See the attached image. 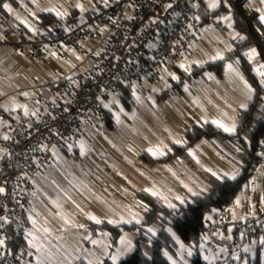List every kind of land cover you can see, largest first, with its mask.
<instances>
[{"label":"crops","instance_id":"obj_1","mask_svg":"<svg viewBox=\"0 0 264 264\" xmlns=\"http://www.w3.org/2000/svg\"><path fill=\"white\" fill-rule=\"evenodd\" d=\"M81 1L87 3L83 6L84 12L92 8L90 0L3 2L0 8V162L5 158L1 142L8 136L11 123L35 117L37 94L44 93L49 99L57 98L58 95H53L52 92L55 84L83 69L80 56L73 53V58L65 59L53 47H48L40 59H32L27 50L18 46L19 31L32 34L38 15L46 12L44 9L56 8L57 11L66 13L63 17H67L73 10L80 12L77 5H81ZM201 1L208 6L209 0ZM248 5L259 16L264 11L261 0H248ZM216 15L222 23H231L227 36H223L205 21L203 35L199 38L194 53L181 59L165 74L164 79L157 80L148 96L141 88L140 93L134 94L136 105L128 109L118 94L111 93L107 98L108 119L106 118L104 125L101 128L91 124L82 126L76 135L74 149L71 152H58L50 167V174H40L36 178L30 206L29 233L37 247H34L33 259L28 264H45L46 260H54V264H75L85 259L86 255L80 253L85 246L97 248L101 241L107 248L103 247L102 251L99 247L100 251L96 252L94 259L101 260L109 255L112 257L118 251L119 254L127 255L133 250L135 239L130 237L125 243H121V238L126 233L124 232L113 249L111 232L103 229L94 234L89 229V224L141 222L146 207L139 200L138 192H157L159 196H168L178 201L177 196L185 199L192 195L188 191L191 188L189 181L201 188L200 193L204 192L202 190L207 188L204 174H212L207 169L218 175L222 174L211 165L200 164V156L202 152H206L204 148L198 149L200 143L209 147L213 153L233 158L214 141L206 139L202 142L205 138L188 147V153L196 167L181 160L175 163L161 160L168 155L173 144L187 145L186 132L195 124L219 121L231 126L235 122L237 129L238 115L246 109L240 105L247 104L248 107L255 98L253 92L249 99L243 80L236 72L229 70L228 65L231 64L247 80L237 63L232 61L226 63L222 75L214 70H207L187 80L180 90L173 89L174 84L179 81L180 72H191L194 67L200 68L218 61L220 59H213L218 55L224 58L234 48L235 42L240 40L234 33L243 36L236 29L230 12ZM228 15H231L230 21L220 19ZM6 26L11 30L7 31ZM251 62L254 69L261 64L259 56ZM255 74L257 75L256 72ZM257 77L260 81V77ZM247 82L250 84L248 80ZM252 88L254 89L253 86ZM161 152L164 154H160ZM146 158L154 162H149ZM184 185H188V188ZM192 192L195 191L192 189ZM263 198L264 194L258 199L259 205L255 204L252 215L264 211V207H261L264 204ZM225 218V235L219 231L218 236L227 241L233 229L230 222L233 221H230L232 218L229 219L226 213ZM237 219L241 221L240 217ZM127 242L132 245L130 252L126 251ZM255 249L257 256L249 264L256 262L258 254L264 251V246L258 243L253 252ZM221 252L226 251L219 248V253Z\"/></svg>","mask_w":264,"mask_h":264},{"label":"built area","instance_id":"obj_2","mask_svg":"<svg viewBox=\"0 0 264 264\" xmlns=\"http://www.w3.org/2000/svg\"><path fill=\"white\" fill-rule=\"evenodd\" d=\"M90 1L92 8L82 18L55 35L46 34L39 24L32 34L18 33V46L32 59H40L48 47H53L62 58H73V53L80 56L87 66L55 84L52 92L57 98L38 93L37 115L12 122L9 139L1 142L5 158L0 162V187L5 192L0 193V217H7V221L0 220V238L5 240V246H0V264L32 261L35 248L29 243V223L36 178L50 174L58 152L74 149L82 126L104 125L108 96L119 95L123 87L133 94L143 88L148 96L157 80L164 79L181 59L194 53L205 21L223 36L231 29L201 0ZM168 3L173 8L167 9ZM6 30L11 28L6 26ZM261 153L264 143L254 168L264 166ZM256 203L258 206L259 200ZM208 222L204 264L253 261V248L264 238V211L236 222L231 242L218 236L219 231L225 235V208L209 213ZM23 237L24 244L14 247ZM219 248L226 252L219 253ZM45 264L51 262L46 260Z\"/></svg>","mask_w":264,"mask_h":264},{"label":"trees","instance_id":"obj_3","mask_svg":"<svg viewBox=\"0 0 264 264\" xmlns=\"http://www.w3.org/2000/svg\"><path fill=\"white\" fill-rule=\"evenodd\" d=\"M13 1L16 3L17 0ZM229 4L231 5L230 9ZM213 12L216 14L230 12L236 29L247 38L235 43L234 48L224 58L207 63L200 68L194 67L191 72H180L179 81L174 84L173 89L180 90L181 85L187 80H191L207 70H214L218 75H222L226 63L232 61L237 63L241 72L254 87L255 98L238 115L235 133H227L213 122L195 124L186 132L187 145L173 144L168 155L161 160L172 163L181 160L196 167L188 153V147L195 141L205 138L214 141L231 158L241 163L243 172L234 180L226 178L222 181L206 172L204 178L207 182V191L200 193L199 196L189 195L185 198L184 204L168 196L152 195L145 191L138 192L139 200L147 208L144 210L141 222L115 225L109 223L89 224L88 227L94 234L103 229L111 232L113 249L126 230L136 232L133 250L125 258L116 263L109 255L101 258L96 264H173L168 255L166 256L164 253L178 256L179 242L177 238L192 249L193 253L189 257L188 264H204L205 260L202 259L200 246L204 242L209 228L208 214L214 209L226 208L233 203L243 180L252 174L251 169L254 168L255 162L259 158V150L264 140V87L260 84L253 64L245 53L251 48H256L260 62L264 64V26L259 20V14L250 9L248 0H227V3L221 0L220 6ZM79 19L78 12L73 10L67 17H58L52 12H43L38 15L36 21L45 29L46 34L55 35ZM119 96L121 102L128 109H132L136 105L134 94L130 88L123 87ZM146 159L149 162H154L149 158ZM169 204H174L177 207L170 208ZM178 221L183 227H176ZM150 229L152 231H149ZM169 229L172 231L170 232ZM24 240L25 238L15 241L17 243L14 244V247L24 244ZM260 258V254H258L254 264H261ZM75 264L89 263L80 260Z\"/></svg>","mask_w":264,"mask_h":264},{"label":"rangeland","instance_id":"obj_4","mask_svg":"<svg viewBox=\"0 0 264 264\" xmlns=\"http://www.w3.org/2000/svg\"><path fill=\"white\" fill-rule=\"evenodd\" d=\"M80 4L83 5L84 7L87 5L85 1L83 2L81 1ZM84 14H85L84 10L82 11L80 9V12H78L79 17L82 18ZM81 66L85 67L87 66V63H83V64L81 63ZM204 140L206 139H202V142H205ZM203 148L206 149V152L205 151L202 152L200 156L202 159V160L200 159V164H203L204 166L211 165L215 167L218 172L228 173L229 176H231L233 173H236V172H238L239 174L243 172V166L241 165V163L237 162L234 159L226 158L222 154L213 153V151H210L211 149H209V147H204L203 143H200V145L198 146V149L202 150ZM251 171H252V174L247 179L243 180L241 188L239 189L238 194L235 197L233 203H231L225 208V213L227 217L229 219L232 218V220L230 221H233V222L232 223L230 222V225L233 226V229H234L236 222L239 221L237 217H240L241 220H247L248 217L252 215L251 213L255 207L256 201L260 199L262 195L264 194V166L263 165L255 166V168L251 169ZM239 174L236 177H238ZM189 186L191 187V189H193V191L200 193L201 188H197V186H195L191 181H189ZM237 200L240 201L239 204L236 203ZM261 207L263 208L264 204H262ZM51 223L52 225H54L53 221ZM112 225H115V224H112ZM233 229L231 230L230 235L227 239L228 242L232 241ZM125 232L126 233L124 237L126 239H130V237H132V239H135L134 238V235L136 237L135 231L132 230V232H130V230H126ZM177 241L179 242L178 256L175 257V255L168 254V257H171L170 260L172 263L173 261H175V264H188L190 256L187 254V251L181 249V244H183L186 249L190 248V246L182 243L181 240H179L178 238H177ZM99 247L101 248V250L103 249V247L107 248V246L104 243H102V241L100 242ZM99 247L94 248L92 246L90 247L85 246L82 252L80 253L82 255L85 254L87 257L85 256V259H82V260H86L87 263L89 264H96L97 263L96 261H99V259L97 258L94 259L93 257L95 256L96 252L100 251ZM204 249H205V244L203 242L200 246V250H201L202 259L206 260ZM256 252H257V249H255V251L253 252V259H255L257 256ZM118 254H119V251L118 253L115 252L113 256L118 255ZM125 257H126L125 254L120 255L119 259L114 260V261L117 263ZM260 257H261L260 258L261 264H264V251L263 250L260 253ZM51 262L52 264H54V260H51Z\"/></svg>","mask_w":264,"mask_h":264},{"label":"snow or ice","instance_id":"obj_5","mask_svg":"<svg viewBox=\"0 0 264 264\" xmlns=\"http://www.w3.org/2000/svg\"><path fill=\"white\" fill-rule=\"evenodd\" d=\"M33 2H35V0H33ZM225 3H227V0H224ZM261 3H264V0H261ZM221 4V0H209V3H208V7L209 8H212V9H216L217 7H219ZM199 5H196V7H198ZM77 7H79L82 11L84 10L83 9V5H77ZM167 9H171L173 8V4L172 3H168L166 6H165ZM229 9L231 8V5L229 4L228 5ZM9 10L11 11V9L9 8ZM44 11L46 12H53L55 13L56 16L58 17H63L66 15L65 12H61V11H57L56 8H50V9H44ZM260 11V10H258ZM35 15V14H33ZM177 15H179V13H177ZM197 19H199V17H196ZM221 20L223 21H230L231 20V15H228V16H223V17H220ZM259 20L264 23V11H262L261 15L259 16ZM231 23H229V27H231ZM33 31H35V29H33ZM234 35L236 37H238L240 40H244L246 39L247 37L245 36H242L240 35V33H234ZM245 55L248 57L249 60H255L256 56L259 55V53L257 52V49L256 48H251L249 49V51L247 53H245ZM223 57L221 56H217V57H213V59H222ZM228 68L229 70L231 71H234L236 72V75L239 76V78L241 80H243L244 84H245V87L249 93V99L251 98V93L255 92V89L252 88V86L250 84H248L247 80H244L243 76L236 70L232 67L231 64L228 65ZM255 72L257 73V75L261 78L260 79V84L264 85V64H260L258 65L255 69ZM25 95H27V93H25ZM241 108H247V104H241L240 105ZM25 114H27V109L25 108ZM33 115H35V113H32ZM213 123L217 124L219 127L223 128V130L225 132H230V133H235L236 131V124L235 122H233L231 124V126H227L219 121H213ZM5 139H9L8 136H5L4 137ZM177 143H181V141H177ZM262 143H264V141H262ZM151 151V150H150ZM153 154L155 155L156 153L153 152ZM160 154H164L163 152H161ZM261 155H264V153H261ZM207 171L211 172L213 176L216 177L217 180H224V179H232L234 180L236 178V176L239 174L238 172L236 173H233L231 176H229L228 173H222V174H217L215 172H212L211 169H207ZM185 188H188V185H184ZM146 191H150V190H147ZM188 191L192 193L193 196H199L200 193L199 192H192V189L191 188H188ZM202 191H207V189H203ZM5 192V188L3 187H0V193H3ZM152 195H159V193L157 192H152ZM176 199L178 201H180L181 204H184L185 203V199L180 197V196H177ZM239 200L236 201L237 204H239ZM168 207L170 208H176L177 206L174 205V204H169ZM147 210V208L145 209ZM194 211V209H193ZM135 218V217H134ZM92 219H96L95 217H92ZM0 220H5L7 221V217H0ZM97 223H100L99 220L96 221ZM113 223H118V221H112ZM128 223H131V221H128ZM177 228H181L183 227V225L178 221L177 222V225H176ZM47 231V229H46ZM149 231H152L151 229ZM169 231L171 232L172 230L169 229ZM29 235H31V233H29ZM173 235L175 236V233H173ZM243 235V234H242ZM126 242V238L125 237H122L121 238V243H125ZM262 244H264V238H261V241H260ZM29 243H33V241H29ZM0 246H5V240L0 238ZM34 247H37V245L33 244ZM131 248H132V245L130 242H127V248H126V251L130 252L131 251ZM181 249L187 251V254L189 256L192 255V251L190 248H185V246L183 244H181ZM249 249L248 248H245V251H248ZM125 253H120L118 255H115V256H112L111 259L113 260H118L120 255H124ZM166 256L168 255L167 252L164 253ZM239 258V257H237ZM169 259H171V257H169ZM207 259V257L205 258ZM173 264H175V261H173Z\"/></svg>","mask_w":264,"mask_h":264}]
</instances>
